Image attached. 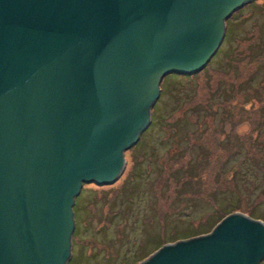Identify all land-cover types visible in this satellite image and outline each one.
<instances>
[{
  "label": "water",
  "instance_id": "obj_1",
  "mask_svg": "<svg viewBox=\"0 0 264 264\" xmlns=\"http://www.w3.org/2000/svg\"><path fill=\"white\" fill-rule=\"evenodd\" d=\"M250 0H0V264H68L83 183L118 178L164 76L203 68ZM241 212L137 264H259Z\"/></svg>",
  "mask_w": 264,
  "mask_h": 264
},
{
  "label": "rangeland",
  "instance_id": "obj_2",
  "mask_svg": "<svg viewBox=\"0 0 264 264\" xmlns=\"http://www.w3.org/2000/svg\"><path fill=\"white\" fill-rule=\"evenodd\" d=\"M227 21L208 64L164 77L118 178L83 184L69 264H135L160 233L199 235L228 212L264 222V0Z\"/></svg>",
  "mask_w": 264,
  "mask_h": 264
},
{
  "label": "trees",
  "instance_id": "obj_3",
  "mask_svg": "<svg viewBox=\"0 0 264 264\" xmlns=\"http://www.w3.org/2000/svg\"><path fill=\"white\" fill-rule=\"evenodd\" d=\"M246 3H248V2H246ZM246 3H244V4H246ZM243 4V5H244ZM242 5V6H243ZM241 6V7H242ZM240 7V8H241ZM239 8V9H240ZM239 9H237L236 11H238ZM236 11H234L229 17H228V19H230L231 17H232V15L236 12ZM227 19V20H228ZM225 21V26H226V29H225V32H226V30H227V27H228V21ZM225 38H226V33H225V36H224V40H225ZM212 59V58H211ZM211 59L209 60V62L211 61ZM208 62V63H209ZM207 63V64H208ZM180 76V75H189V74H177V73H171V74H169V75H166L165 77L166 78H169L170 79V77H172V76ZM166 78H163L162 79V81L164 82L165 81V79ZM163 82H161V85H160V90L162 91V84H163ZM155 104H154V106H153V108H152V111H151V121H150V124H149V126L141 133V135H140V138H139V140L133 145V146H137V145H139L140 143H142V141L145 139V133L147 132V129L157 120L156 119V115H155ZM130 149V148H129ZM151 156H149L148 158H150ZM82 192V191H81ZM79 196H81V195H79ZM78 203L79 202H77V198H76V200H75V205H74V208L75 207H77V205H78ZM75 212V211H74ZM228 213H230V212H228ZM228 213H226V214H224V215H227ZM75 214H76V212H75ZM224 216H220V218H219V220H217V221H214V218H211L210 220H208V221H206V223H205V226H208L209 227V230H205V231H203V232H200V233H198V234H202V233H207V232H209L215 225H216V223L218 222V221H220L222 218H223ZM154 234H156V233H154ZM77 235V224H76V228H75V231H74V234H73V237H75ZM193 235V234H192ZM197 235V234H196ZM173 237V238H172ZM172 239H174V240H172V241H176V240H178V239H180V238H186V237H188V236H183V237H180V236H176V235H172ZM190 237V236H189ZM151 239H152V236L150 237ZM171 238L170 239H165L164 237H162L161 236V233H160V236L159 237H156L155 239H153L152 240V242H151V244L152 245H149L150 247H154V248H150V249H148L149 248V246H147L146 248H147V250H145L146 248H144V253H143V255H141V256H137V259H136V262H135V264H137L139 261H141V260H143L144 258H146L149 254H151L153 251H155L157 248H159L161 245H163L164 243H167V242H169V241H171ZM72 259H73V257H71V261H72Z\"/></svg>",
  "mask_w": 264,
  "mask_h": 264
}]
</instances>
